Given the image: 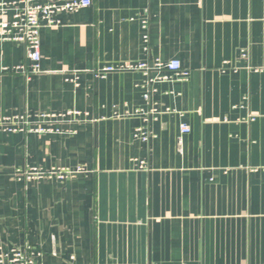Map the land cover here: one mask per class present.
<instances>
[{
	"label": "crops",
	"instance_id": "0c3cea01",
	"mask_svg": "<svg viewBox=\"0 0 264 264\" xmlns=\"http://www.w3.org/2000/svg\"><path fill=\"white\" fill-rule=\"evenodd\" d=\"M57 18L39 73L0 41V117L59 130H0V245L45 264H264V0H92ZM157 59L188 77L97 74ZM27 166L82 171L19 180Z\"/></svg>",
	"mask_w": 264,
	"mask_h": 264
},
{
	"label": "built area",
	"instance_id": "2783aa9c",
	"mask_svg": "<svg viewBox=\"0 0 264 264\" xmlns=\"http://www.w3.org/2000/svg\"><path fill=\"white\" fill-rule=\"evenodd\" d=\"M92 5V0H0V41H14L21 43L26 49V63L18 66L26 75L39 73L41 69V29L44 25L56 27L60 24L57 18L62 12H77L82 8ZM10 11L13 14L10 16ZM144 27L147 28L146 22ZM147 37V36H146ZM242 56H248L246 50L242 51ZM152 69L167 70L166 74L157 76V79L184 80L189 75V70L184 69L178 59L164 62L160 59L153 63L149 62H126L118 66H105L97 71L98 75H105L113 70H138L148 75ZM145 99H149V92L144 93ZM79 110H68L60 114H41V117H67L74 119L80 115ZM19 123H23L27 132L35 131L39 133H49L58 131L51 127H31L29 115L2 116L0 117V130L17 131ZM190 128L186 124H181V132L187 133ZM136 135L143 140L149 139V132L144 128H137ZM82 168L72 169L68 167L43 168L38 166H27L16 168L15 175L19 180H66L76 176ZM44 253L33 249L30 245L23 247L13 246L5 248L0 245V264H45L43 262ZM74 256H71L65 264H75ZM185 264V263H182Z\"/></svg>",
	"mask_w": 264,
	"mask_h": 264
}]
</instances>
